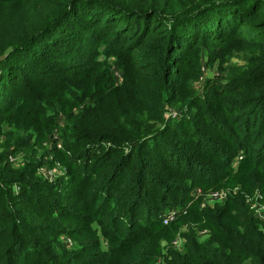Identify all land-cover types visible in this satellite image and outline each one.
Listing matches in <instances>:
<instances>
[{
  "label": "trees",
  "instance_id": "1",
  "mask_svg": "<svg viewBox=\"0 0 264 264\" xmlns=\"http://www.w3.org/2000/svg\"><path fill=\"white\" fill-rule=\"evenodd\" d=\"M256 192L264 0H0V264H264Z\"/></svg>",
  "mask_w": 264,
  "mask_h": 264
},
{
  "label": "built area",
  "instance_id": "2",
  "mask_svg": "<svg viewBox=\"0 0 264 264\" xmlns=\"http://www.w3.org/2000/svg\"><path fill=\"white\" fill-rule=\"evenodd\" d=\"M202 77L200 78V81ZM51 135L54 138L53 141H55L56 146L60 147L61 143H60V140L58 139V132H56V129L52 132ZM9 159L11 162L15 163V165H17L16 162L20 160V158L13 157V156H9ZM38 172L42 174L49 181H52L58 174L62 173V169H61V166L59 165H55L52 168H48L47 166H41L39 167ZM236 189L237 187L234 189V192ZM192 194L194 197L203 194L201 206H213L216 203L223 202L230 194V190L228 188H218L215 190H210L206 193H202L199 188H196L192 192ZM260 198L261 196L256 192L253 196H250L247 199H248V202L250 203V209L253 211L254 216L260 222V227L264 229V202H261ZM180 212L181 210L178 208H170L164 211L161 214V219H162L163 224L170 223L172 220L176 218L178 214H180ZM185 230H186L185 228L183 227L181 228L182 232H184ZM206 235H207V230H202L198 233V236H202V238H205ZM183 242H184V238L178 234L171 241V246L181 251L183 249Z\"/></svg>",
  "mask_w": 264,
  "mask_h": 264
},
{
  "label": "rangeland",
  "instance_id": "3",
  "mask_svg": "<svg viewBox=\"0 0 264 264\" xmlns=\"http://www.w3.org/2000/svg\"><path fill=\"white\" fill-rule=\"evenodd\" d=\"M233 63H240V62H242L239 58H236V57H234V58H232V60H231ZM216 73L217 72V70L215 71V70H212L211 69V71H209V70H207V72L205 71L204 72V75L206 76L208 73ZM204 75H203V77H204ZM203 77H202V79H201V81L203 80ZM205 79V78H204ZM201 81H199L197 84H195V86H196V88H197V90H200V88H201V86H202V82ZM53 136L52 135H48V139H46L45 140V142H44V145H49V144H51V143H55V141H53ZM46 158H48V157H46ZM62 169V168H61ZM62 172H63V169H62ZM43 176V175H42ZM44 177V176H43ZM202 196V198H203V194L201 195ZM181 228V227H180ZM183 228H186L185 226H183ZM200 239H204V238H202V236H198ZM64 240H65V242L66 243H71L68 239H66V238H64Z\"/></svg>",
  "mask_w": 264,
  "mask_h": 264
}]
</instances>
